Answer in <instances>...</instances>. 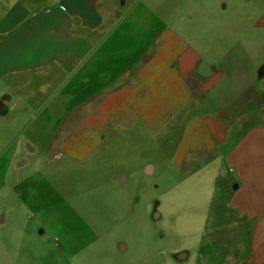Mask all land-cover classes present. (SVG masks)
<instances>
[{
	"label": "crops",
	"instance_id": "crops-1",
	"mask_svg": "<svg viewBox=\"0 0 264 264\" xmlns=\"http://www.w3.org/2000/svg\"><path fill=\"white\" fill-rule=\"evenodd\" d=\"M37 1L0 0V176L19 174L23 149L40 146L45 133L57 146L58 133L72 125L96 134L91 144H98L101 131L114 129L110 118L122 131L138 123L154 130L156 117L180 114L174 159L217 164L229 211L222 215L238 217L250 239L246 256L237 248L216 264H264V0H227L224 8L207 0L196 13L193 44L183 32L167 27L155 35L147 27L153 42L132 38L126 56L121 29L105 34L97 0ZM246 37L257 43L254 56ZM221 85L227 93L237 88L239 110L200 115L196 109ZM64 100L72 102L65 107ZM78 109L80 128L73 124Z\"/></svg>",
	"mask_w": 264,
	"mask_h": 264
},
{
	"label": "rangeland",
	"instance_id": "rangeland-1",
	"mask_svg": "<svg viewBox=\"0 0 264 264\" xmlns=\"http://www.w3.org/2000/svg\"><path fill=\"white\" fill-rule=\"evenodd\" d=\"M205 1L97 0L96 5L106 35L121 29L118 47L126 56L132 38L134 44L153 42L144 35L147 27L155 35L167 27L183 32L193 44L196 13ZM225 4L216 2L219 8ZM128 29H136L137 36ZM246 41L254 56L257 43ZM227 92L221 85L205 106L189 108L200 115L238 111L237 88ZM63 102L66 107L72 101ZM74 104L82 107L84 100ZM64 110L61 106L60 120ZM83 113L78 109L73 116L77 128ZM182 118L166 114L156 117L154 130L138 123L129 131L115 128V117L110 118L114 129L101 131L98 144H91L96 134L73 131L71 125L58 133L57 146L48 145L45 133L40 146L23 149L20 173L0 176V264H216L237 248L246 256L247 228L235 215H222L229 212L227 195L218 187L223 172L218 176L217 164L184 166L174 159ZM72 144L86 148L76 152ZM218 223L231 225L215 228ZM182 251L189 256L182 259Z\"/></svg>",
	"mask_w": 264,
	"mask_h": 264
}]
</instances>
